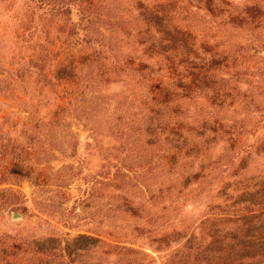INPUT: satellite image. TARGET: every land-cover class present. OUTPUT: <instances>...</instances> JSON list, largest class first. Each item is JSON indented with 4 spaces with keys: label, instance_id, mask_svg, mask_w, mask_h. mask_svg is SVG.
Masks as SVG:
<instances>
[{
    "label": "rangeland",
    "instance_id": "1",
    "mask_svg": "<svg viewBox=\"0 0 264 264\" xmlns=\"http://www.w3.org/2000/svg\"><path fill=\"white\" fill-rule=\"evenodd\" d=\"M262 186L264 0H0V264H172Z\"/></svg>",
    "mask_w": 264,
    "mask_h": 264
},
{
    "label": "trees",
    "instance_id": "2",
    "mask_svg": "<svg viewBox=\"0 0 264 264\" xmlns=\"http://www.w3.org/2000/svg\"><path fill=\"white\" fill-rule=\"evenodd\" d=\"M151 20L155 30L160 31L159 28L162 26L163 21L162 14L154 13ZM160 39H165V37L161 35ZM192 51L189 48L182 51L185 52V60L191 62V66L194 68L203 67L204 65L198 64L193 57L189 56ZM112 65L115 66V63H112ZM210 65L209 63L206 67ZM195 73L193 70L190 83L197 81L199 78V70H197L196 76H194ZM68 78L70 77L65 76V79ZM152 86L151 100L153 103L169 98L165 87L162 95L164 98L156 100V96L160 94L164 87L157 84ZM158 127L159 130H162V127ZM243 194H248V202L236 209L237 214L214 215L201 220L208 236L207 242L202 246L192 245L194 242L188 238V249L183 250L172 264H264V186L260 190L246 191ZM228 221H231L234 226L225 227L224 224ZM178 233L173 234V239L178 238V235L176 236Z\"/></svg>",
    "mask_w": 264,
    "mask_h": 264
},
{
    "label": "water",
    "instance_id": "3",
    "mask_svg": "<svg viewBox=\"0 0 264 264\" xmlns=\"http://www.w3.org/2000/svg\"><path fill=\"white\" fill-rule=\"evenodd\" d=\"M15 216H17V215H16V212H13V217H15Z\"/></svg>",
    "mask_w": 264,
    "mask_h": 264
}]
</instances>
